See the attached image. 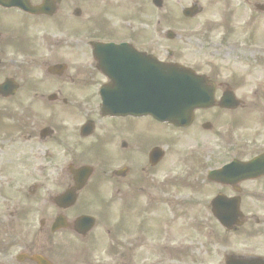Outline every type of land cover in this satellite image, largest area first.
<instances>
[{
    "label": "flooded vegetation",
    "instance_id": "flooded-vegetation-1",
    "mask_svg": "<svg viewBox=\"0 0 264 264\" xmlns=\"http://www.w3.org/2000/svg\"><path fill=\"white\" fill-rule=\"evenodd\" d=\"M44 1L0 0V86L16 84L13 94L0 93V194L17 179V186L24 190L20 181L27 180L30 198L38 201L24 215L15 211L9 219L0 216V264H35L29 260L32 255H42L52 264H154L150 256L159 253L149 251L150 223L164 219L155 216L165 211L161 206L170 208L172 219L185 207L177 202L160 204L169 201L163 199L165 190L180 188L185 173L189 181L198 179L199 190H206L202 147L196 143L180 149L179 144L194 129L192 137L212 135L220 142L222 157L216 165L236 161L245 166L258 160L247 168L254 178H244L240 171L235 187L227 182L220 186L226 196H240L243 213L242 225L224 232L226 251L221 264L239 259L264 264V42L255 37L260 28L253 24L261 13L255 11L254 0L226 2L227 27L221 43L212 39L207 50L214 59L210 63L224 65L205 61L215 98L220 101L233 94L242 103L233 110L198 111L193 126L182 130L151 118L104 117L101 113L102 89L108 85L117 89L112 82L120 79L117 69L112 68L113 76L105 74L101 58L107 54L95 45L127 44L129 50L153 55L162 63H179L174 53L163 52V30L151 29L150 36L147 28L141 32L127 28L128 5L123 0H59L53 12L40 15L18 4L30 7ZM132 2L135 15L141 17L148 11V0H129V5ZM244 33L249 37L239 43L238 36ZM188 35L175 34L171 41L195 38ZM250 80L251 85L247 84ZM245 99L255 100L254 106L246 105ZM251 111L261 113L260 117L253 118ZM209 123V130H204ZM216 146L210 142L209 150ZM159 150L164 152L162 158L156 157ZM85 166L93 171L78 190L77 171ZM182 167L187 172L181 173ZM148 189L163 192L154 198ZM71 190L75 203H54L53 194ZM17 217L25 228L31 222L34 228L38 221L37 238L46 241L43 253L33 243H24L16 256L6 252ZM84 217L94 220L91 230ZM58 219L67 228L54 232ZM59 239L66 251L54 252L52 243ZM250 243L253 248L244 250ZM81 244L95 252L83 251Z\"/></svg>",
    "mask_w": 264,
    "mask_h": 264
},
{
    "label": "rangeland",
    "instance_id": "rangeland-1",
    "mask_svg": "<svg viewBox=\"0 0 264 264\" xmlns=\"http://www.w3.org/2000/svg\"><path fill=\"white\" fill-rule=\"evenodd\" d=\"M198 1L203 7H205V4L209 2V0H198ZM169 2L172 5H174L173 7L176 6L175 10H177V9L180 10L179 5L177 4L176 0H169ZM187 2H188V4L190 3V1L184 0V3H187ZM211 14L212 13L207 10L206 13H204L203 15L198 17L196 19V21H194V22H186L185 21V24L180 23L177 28L178 29H189L192 31H195L196 29H199V28L203 29L204 27L207 26V23H209L208 19H210L209 16H211ZM258 24H260L261 28H264V17L257 19L256 25H258ZM138 26L139 25L137 23L133 24L134 29L138 28ZM163 27L168 28L167 23H164ZM256 33L257 32H255V34ZM261 33H264V31H262ZM262 35H264V34H262ZM212 37L216 38L217 41H219L220 40V30L218 31V33L213 34ZM239 37L241 39H243L242 36H239ZM262 39L263 38H261V40ZM262 42H264V39L262 40ZM190 45H191V47L189 48V47L184 46L182 44H179V45L172 44L173 48H177L179 46L180 51L178 54V59H181V61H187V62L195 60V62L193 63L195 66L200 65L199 61L201 62V61H206V60H208V61L214 60L211 57H207L206 56V50L205 49L202 50V48L200 47V45H202V46L205 45L204 40L199 39L198 41H196V44L193 43ZM185 48H187V49H185ZM243 59H246V58L243 57ZM262 59L264 60V58H262ZM212 64L215 66H218V67L224 65L222 63H212ZM203 65H204V67H199V69L203 72H206L208 70V68L205 67L204 62L202 63V66ZM252 82L253 81L250 80L247 84L251 85ZM250 114H252L253 118L254 117L259 118L261 115V113L259 115L257 113H253V112H250ZM188 137H189V135H188ZM188 137H186V138H188ZM210 137H212V135L202 136L201 138L195 137L194 141L202 143V145L203 144L208 145L210 142H211V144L215 143L217 145H220V142L216 140L217 139L216 137H213V138H210ZM197 142H191V143L183 142L182 144L183 145H185V144H196ZM221 157H222L221 156V148L216 147L209 164H212L215 167L216 162L218 160H220ZM165 169H166V167H165ZM16 190L18 191L19 189L17 188L13 192L6 193L3 197V200L0 199V207H1L0 216H2L3 214H6V218H7L8 213L14 212L15 209H18V211L21 210L23 212V215H24V213L26 211L24 205H26L27 199H25L23 194L17 193ZM148 192L151 194L152 197L155 198L156 195H159L163 191H162V189H159V190H149L148 189ZM216 193H217V189L215 188V189H210L206 194H204L205 196L204 195H194V194L191 195V193L188 190H185V189L181 190V189H178L175 187H168L165 190V195H164L163 199H165V200L169 199V201L162 200L160 202V204H166V203L172 204V202L173 203L177 202V203L188 204L189 199H196L199 202V204H201L196 211L193 210L188 205L185 207H182L179 215L175 216L174 219L170 218V208H167L165 206H161L165 210L163 212V214H160V213L157 214V216H159V217H163V216L167 215L168 218L167 219L164 218V219H165V221H169V220L170 221L165 223V225H167V226L173 225V227L171 226L172 227L171 230L174 231V235L176 238L175 241L182 245V246H180L182 251L185 250V246H183V245H188L189 247L194 246L198 251H200L201 254L198 255V257H195L196 255L190 257V254L187 253L186 260L188 262H190L189 264H206L205 262H203V263H198V262L200 260L201 261L209 260L208 256L209 257L211 256V260L213 261V264H221V262H222L221 261V259H222L221 254L219 255V253L222 252L221 249H217V248H216V250L215 249L213 250L212 248L208 249L209 244L211 245V243L213 242V245L215 246V242H217V240H219L221 238V229L214 222V220L213 219L211 220L212 224L211 223L209 224V222H207V225L211 226V228H212L211 231H213L214 235L217 237V239H216V237L214 236V238L216 240L213 239L212 242H211V240H209L207 238V234L209 232L206 233L207 231L202 229L201 235H198V232L195 229H192V227H190L191 224H194L197 226V219L198 218L196 217V215L200 217V214L202 213V216L200 217L201 220L204 219V216H203L204 214L207 215L205 217L209 218V214L207 213V211H205L203 209V204L204 203L208 204L209 199L213 198L216 195ZM180 196H181V198H180ZM160 197H162V195H160ZM31 205H32V203H31ZM208 218H206V219H208ZM22 219H23V216H22ZM22 219L20 217L16 218V228L14 230V234H10V236L7 239L8 247L6 249V252H11V254L14 255V254L21 251L22 245L24 243H30V242L36 246L37 250H44V247L46 245V241L44 239L37 238L38 237V235H36L37 228H38L37 222H36V224H34V229L31 227L30 228H24ZM161 221L162 220H160V224H161ZM156 229H157V227H155V231L153 232L154 233L153 237L155 238V235L159 234L160 243H163V244L169 243V242H167V240L170 237H168V235L165 233L166 230L164 228H159V232L157 233ZM34 231H35V234H33ZM149 241L150 242H156L155 240H150V239H149ZM206 241L208 242V245H207ZM217 247L220 248L219 246H217ZM166 249H168V248H166ZM210 251H214V252L211 253ZM178 255H182V254H178ZM203 258H205V259L202 260ZM151 260L157 261V258H152ZM161 263L162 264H169V260L164 259L161 261Z\"/></svg>",
    "mask_w": 264,
    "mask_h": 264
},
{
    "label": "water",
    "instance_id": "water-1",
    "mask_svg": "<svg viewBox=\"0 0 264 264\" xmlns=\"http://www.w3.org/2000/svg\"><path fill=\"white\" fill-rule=\"evenodd\" d=\"M168 70V71H167ZM152 74V73H150ZM156 80H151V84L146 90H143V98L144 104H137L134 107L139 106L140 109L146 108H160L159 111L155 114V116H159L165 120L171 119L170 122H174L176 124L183 123L180 118H172V115L164 109L168 106L169 103L173 102L174 100V92L179 94L177 97V101L179 102V107L187 108L184 109L186 112L189 110L190 112L195 107H202L208 101L204 92H207L206 89H203V81L200 78H196L191 73L186 74L183 71H179L172 68L165 67L162 74L156 76ZM150 81V80H149ZM179 81L180 87L179 92L173 90V83ZM178 87L179 85L176 84ZM202 88V89H201ZM123 108H126L125 106ZM128 108V107H127ZM185 111H182L180 116H185ZM145 113H151L145 112ZM219 173H215L214 179H217ZM220 178V177H219ZM224 199L219 197L215 200L213 207H214V214L220 222L224 220Z\"/></svg>",
    "mask_w": 264,
    "mask_h": 264
}]
</instances>
